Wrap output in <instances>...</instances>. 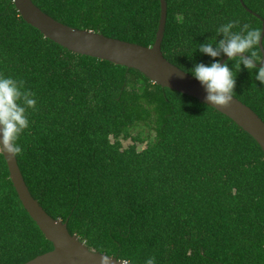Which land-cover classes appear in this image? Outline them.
<instances>
[{"label":"trees","instance_id":"1","mask_svg":"<svg viewBox=\"0 0 264 264\" xmlns=\"http://www.w3.org/2000/svg\"><path fill=\"white\" fill-rule=\"evenodd\" d=\"M33 2L75 29L156 42L161 0ZM167 4L162 51L186 73L215 62L199 47L223 39V24L264 27V0ZM0 74L37 100L16 155L32 196L91 251L129 264H264V152L231 119L137 70L68 51L26 23L14 0H0ZM234 91L264 121V84L243 66ZM53 250L0 147V264Z\"/></svg>","mask_w":264,"mask_h":264},{"label":"water","instance_id":"2","mask_svg":"<svg viewBox=\"0 0 264 264\" xmlns=\"http://www.w3.org/2000/svg\"><path fill=\"white\" fill-rule=\"evenodd\" d=\"M14 4L26 23L68 51L137 70L154 84L190 96L209 106L205 88L190 74L170 63L163 54L162 44L168 18L167 0H161L160 26L153 47H144L64 25L43 12L33 0H14ZM263 39L264 34L260 42L264 56ZM228 60L229 58L225 56L220 63L224 64ZM257 67H264V63ZM211 108L231 119L249 134L264 152V121L250 107L233 96L228 108L216 106ZM1 151L9 168L11 181L25 210L54 246L53 251L26 264H100L101 255L106 254L91 251L78 236L70 234L67 223L52 218L32 196L16 156L10 157L2 147ZM111 258L112 264H129Z\"/></svg>","mask_w":264,"mask_h":264},{"label":"clouds","instance_id":"3","mask_svg":"<svg viewBox=\"0 0 264 264\" xmlns=\"http://www.w3.org/2000/svg\"><path fill=\"white\" fill-rule=\"evenodd\" d=\"M238 25L242 26L243 34L232 31ZM262 34L264 28L241 24L238 19H234L218 29L217 35H223V39L218 43L210 40L199 47L201 53L215 62L209 65L197 64L193 69H188L187 73L205 88L209 107L230 106L235 93L236 74L241 66L254 74L256 81L264 84V67H257L264 63V56L259 49ZM222 54L229 58V62L220 63L217 58ZM233 61L234 64L230 67L229 63ZM36 105L35 93L26 90L23 81L0 74V147L10 157L23 152L19 140L30 127L28 110L35 109ZM100 264H112V258L101 255ZM146 264H156L155 257L147 259Z\"/></svg>","mask_w":264,"mask_h":264},{"label":"rangeland","instance_id":"4","mask_svg":"<svg viewBox=\"0 0 264 264\" xmlns=\"http://www.w3.org/2000/svg\"><path fill=\"white\" fill-rule=\"evenodd\" d=\"M125 145H126V146L129 145V142H126Z\"/></svg>","mask_w":264,"mask_h":264}]
</instances>
